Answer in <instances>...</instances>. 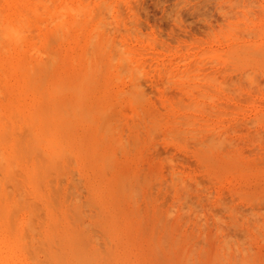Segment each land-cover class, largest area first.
Listing matches in <instances>:
<instances>
[{"label": "rangeland", "instance_id": "rangeland-1", "mask_svg": "<svg viewBox=\"0 0 264 264\" xmlns=\"http://www.w3.org/2000/svg\"><path fill=\"white\" fill-rule=\"evenodd\" d=\"M108 2L112 4L111 5L112 10L108 9L110 11L109 12L110 14H108L109 17L106 18L108 16L106 14L105 15L106 17L104 16L106 20L105 19L104 20L105 21H107L108 19L113 20L115 24L117 23V27L115 28V25H113L114 24L113 21L108 20L109 21L108 24L111 22L110 27L112 26L111 28L110 27L109 28L110 29L113 28L116 31L117 28L119 29L117 31L118 33H114L115 31H112L113 33L112 32L110 33L112 40H115L114 38H116V40L120 44L117 45L118 47L124 46V49L122 50L129 51L131 53L133 52L132 54H130L131 55L130 58L132 61L131 63L133 62L134 63L132 65L131 64L127 65V66H131L132 68L131 69L132 71L129 70L130 77L128 73L126 74L127 78L124 76L126 72H124V75L123 73H121L120 74L121 81H118L117 84L119 85V87H122L125 90L129 88L130 84L135 82L133 81L134 79L133 80L131 79L133 78L131 76L134 74V72L136 73V71L138 70L137 68H139L140 70V66H141L142 69L140 70V72L142 73V75L140 74V76H138V78L139 77L141 78L139 79L140 81L139 80L136 81L137 85H141V86L143 85L142 88L143 90L145 89L146 91L147 96L145 97L149 101L150 106L156 108L154 109L150 107L153 114H155L154 115L155 118L153 116L152 117L156 120H154L152 117L149 118V116H147L146 114H145L146 118L145 116H139L141 118L143 117L141 122L143 127H140L138 124L140 122H138L137 120L139 117L133 105H131L129 102H127V104L122 102L121 103L122 105L118 104L115 107V113L116 115L118 114L117 123H121V125L119 126L120 129L119 131L120 134L122 135V138L127 140V144L128 142L133 143L131 138L132 136L135 135L138 138V139L136 138L137 141L141 143V144H137L136 146H135L136 143H134V146H131L130 144L129 145L130 148L133 147V149H131L132 151L129 152V154L126 156L123 154H118V156L119 159L121 160L120 162L124 164L123 165L124 170L127 171L129 170L128 172H133L136 175L139 174V172L140 173L143 172L141 174L145 175L144 173H146L145 171H147V174L145 175L147 177L146 180H148L147 183H149L151 186L148 187L149 184L146 186L145 184L146 180L143 177H141L140 179L141 181L144 179L145 182L142 181L144 182L143 184L142 182H139L140 179H137L139 175L136 177H128V179L124 178V180L127 181V186L130 187L131 185V188L129 190H126L127 188V187L125 188L126 184L122 188L123 184L126 183V181L122 180L123 178H118V179L81 178L82 181H79L80 179L78 178L77 179L74 178L76 183H78L77 180L79 181L78 184L79 187L80 188L82 187L81 190L80 188L77 189L75 186L76 183L73 182L74 179H71L72 182L70 183L72 186H74L73 189L75 193L78 192L77 196H75L77 197L76 199L75 197H73L75 193L72 194L73 196L71 195V193L68 194V192L73 193V190L68 191L69 188L71 187H68L67 185V182L71 180H60L62 181V182L59 181L61 185H60V189L59 187L58 189L60 191L56 188V186L59 185V184L57 185L58 182H51L53 187L49 186L50 183L48 185L42 184L41 186H39L41 189L39 195L34 194L32 191H30V187L32 185L21 182L23 189L28 194L27 196L26 194L23 193L24 190L20 189L22 187L18 188L19 187L18 185H20L18 182H17L18 185L16 184L18 186L16 190H15V183H12L13 186L10 185L12 189L10 188L9 184L4 186L3 185L4 183H0V188H4L3 192L0 191V198L2 196V199H0V207H1L0 229L2 230L5 229L6 231H8V233L9 232L12 233L13 235L11 234L10 236L9 234L8 236L9 238H14V239H18L20 235L24 233L25 230V234H23V237L21 236L22 239L19 238L18 240H20L19 243H21V246L23 245L21 240H24L23 242H25L26 239L27 242H29V240L32 241L31 243L30 242L29 243L32 245L31 247L33 248V250L36 249L34 252L31 250V248H29L30 247L29 243H28L29 245L28 250L24 245L23 246L26 249V250L24 249L25 255L26 253H29V251H31V253L28 254L30 255L31 258L27 255L26 258L29 257L31 260L34 259L36 262L31 261L29 259L30 260L29 262L32 263L34 262L33 264H43V263L44 264L45 263L74 264V259L76 261L75 264H85L82 263L83 260L85 261L90 260L87 257L89 254L88 246L89 244L92 243L90 239L94 235V233L92 232H94L96 229H101V227L105 228L107 226H112V225L117 226L119 228L124 227L127 230L128 235L125 241L128 246L127 249L129 250V256L136 257L135 264H264V115H263L264 114V0H108ZM115 6L118 7L116 8ZM119 8L121 9L120 14L123 12L124 16L123 14L120 15L119 12H117V14H119V16H117L115 11H117ZM121 16L123 17L121 18ZM118 18H120V21L117 20ZM121 21H124V24ZM119 23L120 25L118 26ZM121 24H123L124 26ZM106 26L107 25H105V27ZM121 26L124 28H122ZM128 26H132V27L128 28ZM125 27L128 28L127 30L131 34L130 33L127 34V30ZM109 28L106 27V30H108ZM133 28H136V30L138 31L136 32L135 29L133 30ZM121 29L123 31L125 29L124 32L125 34ZM114 34L115 35L117 34V36L119 37H116ZM125 43L129 45H126ZM250 44H252V47H250L251 46ZM130 47L131 49H129ZM245 50L246 51L254 50L253 51L254 54L251 55L252 56L251 61L247 59V57H245V62L242 63L244 65H240L239 63H237V61L234 62L235 59L232 58L230 55L229 58L227 57L229 51L241 52V54L245 53L246 56H248V52H246ZM135 53L138 55H135ZM230 57L234 61H232ZM136 58H138V60H136ZM194 62L196 63L194 64L195 67H197L200 64L199 65L200 68H198L199 67L198 66L197 69H195L196 71L199 69L198 70L199 72L197 71V73L191 71L193 68H195L194 66L190 67L191 70L190 69L188 70V67L192 66L189 64H193ZM141 63L143 65H141ZM134 65L137 68H135ZM133 67L137 70H135ZM128 68L130 69V67ZM126 69L127 67H125V70ZM178 69L182 72V76L181 73L178 72L179 71ZM185 71L188 72L184 73ZM131 72H133L132 75ZM176 72H178V74ZM138 74L134 75L135 80L137 79L136 75ZM163 74H165V76ZM176 74L177 77L181 76L182 79L177 77L175 78L174 75L176 76ZM197 74H199L200 76ZM183 75L190 76L186 78L188 81L185 78H183L184 77ZM208 75H210V77L208 78L205 77V78L211 80L210 78L211 76H213L212 78H215V80L212 79V81L214 82L208 81L203 78V76H208ZM192 76L195 78L198 77V79L199 78L201 79L202 77V79L201 80H197V78L192 79L191 78ZM124 77L126 79H124ZM173 80L175 82L172 84ZM179 81L182 82L180 86L179 84H177L180 83ZM188 82L191 84L194 83L196 85L195 86L192 84L193 87L194 86L197 88L199 87L198 89H195L194 87L195 90L193 93H195L196 90L199 91L200 89L201 90L207 89V90L205 91L202 90L200 91V94L195 93L194 95L190 90L192 88H189L191 84L189 86L185 84ZM206 82L208 83V87L206 85L207 84ZM215 82H217L218 85L217 84L215 85ZM197 84L200 86H197ZM202 84H204L203 86L206 88L204 87L202 88L201 87ZM212 84L215 86H212ZM209 85L212 87H209ZM141 86H139V88ZM182 88H184L185 92H187V90L188 91L190 90V93L187 94L184 93ZM203 91H204L203 94L205 95L207 94L206 96L209 95L208 98L205 95H203V97L205 96L208 100L209 99L211 100L208 101L205 97L204 99L197 97L198 95L200 97ZM153 96L155 98H153ZM175 96L176 98H178V100L174 98ZM182 97H184V99ZM170 98L174 102H172ZM181 99H183V102L185 104L188 101L194 100L193 102L195 103L198 99L199 101L200 100L202 101L203 99L202 102H199L200 105L207 103L202 107L205 106V109L207 110L210 109L209 112L215 110L216 115L215 114L211 115L212 112L209 113L206 112V110L203 111L200 105L199 107H195L198 110L195 109L196 111L193 110L194 111L193 112L191 109L194 108L191 106L194 104L193 102H192L193 104H191V102H188L189 105L191 104L190 106L186 104L188 107V108L186 107V109H189L188 111L184 109L180 110L179 108H183L181 106V104H183ZM177 101H180L179 103L182 102L181 104H178V107L179 105L181 106L179 108L177 107L179 110L178 109L176 110L175 108L176 106H174L177 104ZM155 103L156 104L159 103V104L155 105ZM209 105H211V107ZM158 106L161 107V109H159ZM118 108L119 111H117ZM164 108H168V110ZM122 109L124 110L127 109L128 111H122ZM175 111H178L177 113L181 115L185 113V115H183V118L185 116H188V113H190L189 114L190 117L191 115L196 116V117L194 116L191 117L195 119H191L190 117L189 118L194 122H198V124L196 123L195 125H192L191 123L194 122L192 121L187 122L186 118L185 121L187 123L183 122L184 120H182L183 118L181 119V116L180 118H177L179 116ZM129 112L130 114H128ZM134 113H136L135 116H137V119L136 118L134 119L133 117ZM173 113L177 115L176 120L180 121V123L177 121L176 123L178 124H174L173 122L171 123V119L174 116H176L175 114L173 115ZM206 113H208V115ZM160 114L163 115L162 116L163 119L162 117H160ZM171 114L173 115V117L172 118L170 116L168 117V115ZM165 115L166 117H164ZM199 115L201 116L203 121H199L201 119L199 118ZM158 116L161 118L162 121L161 120L157 121V119L159 120ZM216 116H218L217 117L218 119L216 118ZM122 117L124 119H122ZM127 117H130L131 122H129V119ZM131 117H133L134 120ZM168 118L169 119L171 118L170 119L171 127L172 126L175 127V130L173 129L172 132L176 131V133L171 132L172 135L174 134L179 135L178 133L180 132L178 131H180L179 129L182 128L183 129L186 128L185 129L186 132H188L187 130L188 128L189 129L191 128L193 130L194 129L200 130V128L202 129L203 126L202 123L203 122L206 123L207 120L213 124L212 127L215 126L214 128L218 126L223 127L220 128L219 130L217 129V131L225 132L226 134L224 133V136H217V134L221 135V133L216 132V130L215 131L212 130L211 123L208 122L206 123V125L208 127L209 124L210 125L209 127L211 128L212 131L211 130L206 131L207 128L206 129L203 128L202 130L205 129L206 132L205 131L202 132L200 130L201 131L200 133L198 130V132L196 133H199V137L196 136L197 135L196 133H195L196 135L194 134L196 130L193 131L194 135L193 134L188 135V133L184 132L185 136L187 137L193 136L194 138L196 136L197 138L193 140L189 137V141L191 142L189 143V141L185 137L183 139L184 142L181 143L180 138H178L180 141L178 142L177 140L176 141L173 140L171 138L172 136H169L170 132H168V129L170 130L171 127L169 128L168 126H170V123L165 122V120H168ZM209 118L212 120L210 121ZM145 119H147L146 123H145ZM127 120L129 123L127 122ZM217 120H219L220 122ZM148 121L154 124L156 122L155 126L157 127L156 128L157 130L160 128L159 130L160 132L156 131L157 135L154 136V134H151L154 133L152 131V127L153 128L155 127L153 126L152 123L149 124ZM181 121L183 123H186L187 126L190 123L192 127L191 126L186 127L185 124L184 126L180 125L182 123ZM133 122L134 123L137 122L136 124H138V127H140L139 129L141 130L140 132L141 135H138L139 129L137 127H134L136 126V124H133ZM216 123L218 126L216 125ZM130 124L134 126L130 127L129 126ZM199 124H201V126H198ZM149 125L150 126L152 125L150 129L151 130L150 135L148 134L149 133L148 127H150ZM161 128L163 132L161 131ZM226 128H228L229 130ZM183 129L181 131H183ZM164 131L165 134L162 135ZM213 131L216 132L215 133L216 135H214ZM226 131L229 132L227 133ZM142 132H144L143 135ZM210 132L211 133L213 132V136H211L212 138L216 136L215 139L223 138V141L226 138H228V142L229 141L231 143L233 142V144L229 143L232 145V148L228 146L229 145L228 142L225 144H223V141L221 142L223 146L226 145L228 147L225 146L224 150L223 149L220 150V148L223 147L222 146L219 148L217 152L214 153V157L218 161L215 162V165L211 167H209L210 162L208 161L205 162L200 159L199 150H198L199 144H197L198 141L200 143V141L211 139V137L209 138ZM180 134H182L183 136V132ZM200 134L203 135L200 136ZM128 136L130 137L128 138ZM150 136L151 138L152 137L153 138L151 139ZM175 136L173 138L178 137ZM182 136L181 138H183ZM205 136H207L208 138L205 139L206 138ZM170 138L173 140L172 143H170V141H172ZM165 139H167L168 141L166 142ZM185 140L188 141L190 145L189 147L188 145L186 147L185 143L187 141L185 142ZM194 141L197 142L195 143L196 145L192 144V142ZM143 142L145 144H143ZM151 143L153 146L150 145L152 148L151 147L149 148V144ZM146 148L148 151L145 150ZM142 151H144V154ZM145 152H147V154ZM141 154H143V156ZM229 154L230 156H234L236 160H233L228 165H225L223 159L225 158L226 155ZM153 155H154V159H153ZM162 161L166 162V164H163ZM169 162L170 164L172 163L171 166L169 165ZM137 163L139 164L137 165ZM172 165L174 167H172ZM200 165H203V167L201 168ZM168 167L173 169L174 172ZM174 169L179 173H177ZM136 170L137 171L139 170V172H137ZM152 170L155 171L153 172ZM155 172L158 175H156ZM171 173H174L175 175ZM149 174H151L152 179L150 178ZM172 175L174 176V178ZM160 177H162L161 178L162 180L164 179L162 181L163 185L161 184L162 185L161 186L159 184L157 186L158 183H161ZM189 177L190 179L192 177L193 181L192 180L190 181ZM168 178L169 179L173 178L174 180L176 179L175 181H172L174 182L173 185L171 184L172 182ZM186 178H187V185L188 183L189 185L194 184L191 185V187L194 186L193 188L195 190L191 188L194 191L189 190L190 187L188 189V187H186V184H184L185 186L183 185L182 182H185ZM197 178H199L200 180ZM150 179L152 181H150ZM196 179L198 181H196ZM135 181L139 182L138 185L140 188L137 186L136 187L137 189H139L138 192H140L139 194H141L140 197L138 196V193L136 194L137 190L136 189L133 190L132 188V186L133 187L135 186L136 183ZM207 181L210 182L208 183ZM151 182L154 185H152ZM199 183H201L202 185H200ZM180 184L183 185L182 187L187 188L185 190L186 191L188 190L187 191L188 193L184 189L181 192ZM175 185L178 186V188L177 190L174 191L173 188L176 189ZM7 186L12 190L10 196H7L6 190L10 191V189H8ZM198 187H200L201 189H199ZM50 188L53 189L55 188L57 190V193H55L53 189L51 191ZM121 188L122 190L125 188V190L128 191L127 193L130 192L131 194L130 195L126 194L124 190L122 192ZM148 188L150 191L148 190ZM167 188L170 189L168 190ZM197 188L199 189L198 191L200 190L201 191L197 192L196 191ZM178 189H180L181 193H179ZM53 191L54 193H52ZM183 191H185L186 193L185 192L183 193ZM233 191H237V192L240 191L241 194L238 193L239 198L236 195L237 192H234L235 195H231ZM66 192L68 196L65 194ZM146 192L148 195H146ZM22 193L25 195L26 198L31 197L30 199H32V201L28 200L30 201V203L31 202L33 203V201H35L34 204L36 205L40 204V206H38V208L39 207L40 208L38 209L37 212H35L37 210L35 209L37 206L35 205V207H33L32 203L30 204L29 202H27V206L30 211H28V208L25 209L26 206L24 207V205L23 207H21L23 200L20 201L21 204H18V201L15 199H19V200L21 198L24 199V197H22L23 196ZM54 194H56L57 197ZM78 194L80 196H78ZM244 194H245V198L243 197ZM64 195L67 196V199L65 198ZM135 195L138 196L139 198L137 199ZM145 195L148 197L144 198ZM16 196H18V198ZM50 196H52V198ZM181 196L182 198H180ZM71 197L74 202L71 200ZM64 198L66 199V201H64ZM133 198L135 201L132 202ZM154 200L156 202H154ZM78 201L80 202V204ZM86 201H88L87 204L85 203ZM11 202L12 205L15 204L14 206H19L21 207V209L19 207H16L17 212L12 211L11 214L10 211L14 209L12 208ZM69 202H71V204ZM28 203L31 205V208H34L35 210L34 209L32 210ZM222 203L226 204V206L223 207L224 204ZM49 205H51L53 208ZM74 206L75 207L77 206L78 208L77 207L75 208ZM227 206L233 208L234 210L232 209L233 210L232 211L231 208ZM72 208L73 210H71ZM79 209L80 210L82 209V211L80 212ZM227 209L230 210L231 212L228 211ZM40 210L42 211L40 212ZM156 210L158 211L156 212ZM74 211H76L77 213ZM238 211L240 212L241 215L237 214ZM86 212L87 214H85ZM9 213L11 214L9 215V217L12 216V219L10 218L12 220V223L9 222L10 219L8 220ZM27 213L30 216L29 221L27 219L25 220L26 217H29L27 216ZM30 213L32 214L30 215ZM33 213H34L33 216L34 218L32 217ZM67 214H69L68 216L70 217H68ZM233 214L235 215L233 216ZM229 215L232 218L230 219L231 221L229 220L230 218ZM251 215H254L252 216L253 218L250 217ZM255 215L259 217L258 218L256 216L257 220ZM232 216L235 218L237 222L239 221L240 224L237 222L235 223V220L233 219ZM241 216L244 219L241 218ZM214 217L215 218L219 217V219L218 218L217 219L221 223L218 222V220L216 221ZM166 218L169 219L170 221L167 220ZM246 218L249 221V223H247L248 221L246 220ZM17 221L20 223L18 224ZM168 221L169 223H167ZM256 221L259 223L256 224ZM24 222L28 225L26 226ZM64 222L71 223V225L72 223L73 225L75 224L73 228L76 227L77 229L75 228L76 229L75 231L74 229L71 230L70 229L71 225L69 224L64 225L65 224ZM9 223L10 224L14 223V224L11 227ZM54 223L57 224L56 225L57 227L53 226L55 225ZM233 223L237 225H234ZM31 224H34V226H36L37 228L32 227L33 225ZM62 224L63 226H67L65 230L67 228L70 230L68 231L66 230V232L64 231L65 232L64 233L63 232L64 229L62 230V228L64 227H61ZM247 224H251V225L248 226ZM254 225H257L255 226L257 229L254 228ZM29 226L31 228L30 230H29ZM87 226L89 228H87ZM216 226L218 227L222 226V227L221 229L220 227L217 229ZM251 226L255 230L254 229L252 230ZM260 226L262 227L260 228ZM58 227L61 228L59 229ZM174 227L177 228L175 229ZM50 229H53V231L60 230V232L57 231L59 232V234L61 233L62 230V233L57 236L53 231L49 233L50 235L45 233V231L48 232L47 230ZM31 230L34 234L31 232ZM43 232L49 236L50 240L53 239L51 243L47 241V244L45 245L43 244L47 240V237L43 238L44 236H47ZM80 233L82 236L79 235ZM86 233H89L91 237L89 236V234ZM27 234L28 235L30 234L32 237L34 235V238L31 237L30 239V235L28 236ZM51 234L53 235V237L51 236ZM40 237L45 240L41 241L42 239ZM77 237H79V239ZM82 237L84 238L83 240ZM14 239H10V240H14ZM33 239H35L36 241H33ZM38 239L44 246L42 244H41L42 246L40 245ZM37 241L39 242V244ZM35 242L37 245H33L35 244ZM39 248H41V250L39 253H37L39 251ZM36 254H38L37 255L38 257L36 256ZM158 254L168 257L164 258L158 256ZM102 256L103 254H101L100 257ZM125 260H130V259L120 258L119 261H125Z\"/></svg>", "mask_w": 264, "mask_h": 264}, {"label": "bare ground", "instance_id": "bare-ground-1", "mask_svg": "<svg viewBox=\"0 0 264 264\" xmlns=\"http://www.w3.org/2000/svg\"><path fill=\"white\" fill-rule=\"evenodd\" d=\"M111 5L112 4H110L108 2V0H0V183H4L3 184L4 186L8 185V184L10 186V185H12V183H15V190H16V188L18 186H19L18 188L22 187L21 182L22 183H28V184L32 185L30 187V191H32L34 194L39 195L40 191H41L39 186H41L42 184L48 185L49 183L51 184V182H58L57 185L58 184L59 185L56 186V188L58 189V187H59V189H60V185H61L59 183L60 180H71L74 178L80 179L79 181H82L81 178H116V179L123 178L122 180H124V178L128 179V177H136L139 175L137 179H140L141 177H143L146 180L147 177L145 175L147 174V171H145L146 173H144L145 175H143V174H141L143 172L140 173L139 170L138 171L136 170L137 172H139V174L136 175L133 172H128L129 170L128 171L124 170L123 169L124 164L120 162L121 160L119 159V156H118V154H123L125 156L128 155L129 152L132 151L131 149H133V147L130 148V146H129L130 144H131V146H134V143H136L135 144V146H136L137 144H141V143L139 141H137L138 138L135 135L132 136V138H131L133 143L128 142V144H127V140L122 138V135L120 134V131H119L120 130L119 126L121 125V123H117V119H118L117 115L118 114L116 115V113H115V107L118 104H121L122 102H124L126 104H127V102H129L136 109L138 117L139 116H145V114H146L150 118L152 116L154 117L155 114H153V112L151 111L150 107H152V106H150L149 101L145 97L147 95H146L145 89L143 90V88H142L143 85L142 86L137 85V82H136L141 78V77L138 78V76H140V74L142 75V73L140 72V70L142 69L141 66H140V70H139V68H137L134 65V67L137 68L140 73L134 67L133 68L135 70H137L136 73L134 72V74L132 75L133 72H131V75H132L131 77H133L131 79L132 80L134 79L133 81H135L136 84H135V82L130 84L129 88H127L126 90L122 87H119V85L117 84L118 81H121V78H120L121 73H123V75H124V72H126L124 76L127 78L126 74L127 73L129 74V70L132 69L131 66H127V65H129V64L132 65L134 62L131 63L132 61L130 58V56H131L130 54H132L133 52L131 53L129 51L122 50V49H124V46L118 47L117 45L119 44V42L116 40V38H114L115 40H112L110 33L112 31H115L114 33H118L117 31L119 29L117 28V31L114 30L113 28L110 29L112 26L110 27L111 22L108 24V22H109L108 20H111V19H108L107 21H105L106 18L109 17L108 14H110L109 10L111 9ZM115 7L117 8L118 6H115ZM118 10L115 11L116 14H117V12H119V14H120L121 9L119 11ZM105 11H106V13H105ZM106 14L108 15L107 17L105 16ZM119 14H117V16H119ZM121 14H123V12ZM104 16L106 18H104ZM123 16H124V14H123ZM123 16H121V18ZM117 20L120 21V18H118ZM121 20H124V19H121ZM111 21H113V20H111ZM126 21H127V19H126ZM121 22L124 24V21H121ZM123 24H121V25H123ZM105 25H107L106 27H108V28L110 27V28L108 30H106ZM113 25H115V28L117 27V23L115 24V22H114ZM119 25H120V23L118 24V26ZM129 27L131 28L132 26H128V28ZM122 28H124V27H122ZM128 28H126V30ZM134 29L136 32L138 31V30H136V28H133V30ZM133 30H132V33H133ZM124 32H125V29H124L123 33ZM128 33H130V32L127 30V34ZM138 33H140V32H138ZM115 36L119 37V36H117V34ZM131 37H132V35H131ZM125 44L129 45L127 43H125ZM250 45L249 46L252 47V44H250ZM125 48H127V47H125ZM129 49H131V47ZM137 51H139V50H137ZM253 51L252 50L246 51V52H248V56H246V54L244 52H243L244 54H241V52L229 51L232 55L228 52V56L227 55L226 56L229 58V55H230L232 58L235 59V61H234L230 57L232 61H234V62L237 61V63H239L240 65H244L242 63L245 62V57H247V59H249L250 61L252 60L251 55L254 54ZM135 55H138V54L135 53ZM136 60H138V58H136ZM241 61H243V62H241ZM142 63H141V65H143ZM194 64H196V63L194 62L193 64H189L192 66H189L188 70L189 69L191 70L190 67H193V66L195 67ZM125 67H127L126 70H125ZM128 67H130V69ZM197 67L193 68L194 70L192 69L191 71H194L197 73V71L199 70V69L197 71L195 70V69H197ZM198 68H200V66ZM178 72H180L181 76H182V72L180 70ZM178 72H176V73L178 74ZM187 72L188 71H185L184 73H187ZM194 72H193V74H194ZM164 73H165V71H164ZM135 74H138V75H136V78H137L136 80L134 78ZM177 74H176V76L174 75L175 78L177 77ZM163 75L165 76V74H163ZM187 75H183L184 76L183 78L186 79V78L190 77ZM197 75H199V74H197ZM200 75H201V73H200ZM181 76H178L177 78L182 79ZM125 77H124V79H126ZM129 77H130V74H129ZM205 77L208 78V77H210V75L203 76L204 79H206ZM212 77L213 76H211V78H210L211 80H208V79H206V80L214 82V81H212V79L215 80V78H212ZM171 78H173V77H171ZM175 78H173V79H175ZM191 78L193 79L195 77L192 76ZM196 78H197V80L202 79V77H201V79L200 78L198 79V77H196ZM204 79H203V81H204ZM189 80H190V78H189ZM167 82H169V81H167ZM174 82L175 81L173 80L172 84ZM181 83L182 82L177 83V84H179V86H180ZM188 83H185V84L187 86H189L191 83H189V84ZM138 84H141V83H138ZM192 84L195 85L194 83H192ZM192 84L189 88L193 89V90L190 89L193 93L194 90L198 89L199 87L197 88V87H195L196 86L195 85L194 86L195 89H194ZM216 84L218 85L217 82H215V85ZM158 85H159V83H158ZM183 85H184V82H183ZM203 85L204 84H202V86H201L202 88L204 87ZM206 85L208 87V83ZM215 85L212 84V86H215ZM139 86H141V87L139 88ZM197 86H200V85L197 84ZM212 86L209 85V87H212ZM204 88H206V87H204ZM182 89L184 91V88H182ZM185 90H187V89H185ZM190 90L189 91L187 90V92L184 91V93H186V94L190 93ZM202 90L205 91L207 89H202ZM202 90L201 89L199 91L196 90L198 92L195 91V93L200 94V91H202ZM204 91L202 92V95H200V97H199V95L197 97L204 99V97L207 95V94L206 95L203 94ZM144 92H145V94H144ZM195 93H193V94L195 95ZM149 95H150V93H149ZM182 95H184V94H182ZM203 95H205V96L203 97ZM208 96H206V97L208 98ZM153 98H155V97L153 96ZM174 98H176V96ZM182 98L184 99V97H182ZM187 98H189V97H187ZM176 99L178 100V98H176ZM183 99H181L182 102H183ZM203 99H202V101H203ZM190 100H192V99H190ZM209 100H211V99H209ZM171 101H172V99H171ZM187 101H185V102H187ZM193 101H188V102H191V104H193L194 103ZM202 101L201 100L199 101V99H198L193 105L190 104L194 108H191V107H189V108H191L192 111L195 109L198 110L195 107H199V105H200L199 102H202ZM172 102H174V101H172ZM179 102L180 101H177V104L174 105V106H176L175 107L176 110L181 106L183 108H179L180 110L181 109H184L187 111L189 110V109H186L187 105L190 106L188 104V102L186 103L187 105L183 102L185 108H184L183 104H181L182 102L181 103H179ZM175 103H176V101H175ZM204 103H205V101H204ZM158 104L159 103H157V104L155 103V105H158ZM178 104H181V106L179 105V107H178ZM201 104H203V103H201ZM206 104H203V105H206ZM151 105H153V104H151ZM203 105H200L202 110L203 111L206 110V112H209L210 109H208V110L205 109V106L202 107ZM209 106L211 107V105H209ZM152 108H154V107H152ZM154 109H156V108H154ZM159 109H161V107H159ZM164 109L168 110V108H164ZM117 111H119V108L117 109ZM122 111H128V110L122 109ZM175 112L177 113L178 111H175ZM199 112H201V111H199ZM211 112H209V113H211V115L216 113L215 110L211 111ZM128 114H130V112ZM174 114L175 113H173V115ZM189 114L190 113H188V116H185L184 118H183V115H185V113L183 115L177 113V115L179 117H177V115L175 114L176 115V116H174L175 118L173 117L172 114L168 115V117L169 116L171 118L173 117L172 119L171 118L170 119H171V123L173 122L174 124H178V123H176V121H177L176 117L180 118V116H181V119L183 118L182 119V120H184L183 122H186L185 118H186L187 122L188 121L194 122L193 120H190V118L193 117L194 115H191V117H190ZM206 114L208 115V113H206ZM135 115H136V113H134L133 117H134V119L135 118L137 119V116H135ZM263 115H262V117H263ZM162 116L163 115L160 114V117H162ZM133 117H131V118L133 119ZM160 117H159V120L157 119V121L161 120ZM164 117H166V115ZM194 117H196V116H194ZM217 117L218 116H216V118ZM124 118H125V116H124ZM124 118L122 117V119H124ZM127 118L129 119V122H131L130 117H127ZM145 118H146V116H145ZM199 118H201L200 115H199ZM142 119H143V117L142 118L139 117L137 119L138 122H140V123H138L140 127H143V125L141 123ZM162 119H163V117H162ZM170 119L168 118L169 121L165 120V122L170 123ZM191 119H195V118H191ZM154 120H156V119H154ZM205 120H206V117H205ZM211 120L212 119H210V121ZM146 121H147V119H145V123H146ZM199 121H203V119L201 118ZM217 121H219V120H217ZM118 122H120V121H118ZM127 122H128V120H127ZM152 122H153V120H152ZM177 122L180 123V121H177ZM183 122L180 125L184 126V124H185L186 127L191 126V124L192 125H195L196 123L198 124V122H194L191 124L189 123L190 125L188 124V126H187V124H186L187 122L186 123H183ZM208 122L209 121L207 120L206 123H208ZM136 123L137 122H135V123L133 122V124H136ZM148 123L151 124L149 121H148ZM171 123H170V126H168L169 128L171 127ZM206 123H204V122L202 123V125H203L202 129L207 128L206 131L211 130V128L209 127L210 125L208 124V127H209L208 128ZM209 123H211V122H209ZM131 124L129 125L130 127L134 126ZM138 124H136V126H134V127H137L139 129L140 127H138ZM152 124L155 128H153L152 125L151 126L149 125L150 126V127H148L149 133L148 132L147 133L150 135V132H151L150 129L152 127V131L154 133H151V134H154V136H155V135H157L156 131L160 132L159 131L160 128L158 126L159 129L158 130L156 129L157 128L155 126L156 122H155V124L154 123H152ZM216 125H217V123H216ZM198 126H201V124H199ZM212 126H213V124L211 123V127ZM168 127H167V129H168ZM214 127H212V130H214V131L216 130V132H218V133L220 131H217V129L219 130L220 128H223L221 126H218L219 128L218 127L214 128ZM167 129H166V132H167ZM173 129L175 130V127H173V126L170 129L171 131L168 129V132H170V134H171V135L169 134V136H172L171 138L175 141L176 140L178 142L181 141V143L184 142L183 139L185 137L187 138L188 141H189V137L193 140L195 138L199 137V133H196V132H198L199 129L193 130L190 128L192 130L191 131L188 128L187 129L188 132H186V130H185L186 128L185 129L182 128L183 131H181L182 129H179L180 131H178V132H180V133L183 132V136L180 133H178L180 136L176 135V134L172 135V133H176V131L172 132ZM176 129H178V128H176ZM202 129L200 128V130L202 132L205 131V129L204 130H202ZM226 129H228V128H226ZM124 130H126V129H124ZM189 130H190V132H189ZM200 130H199V132L201 133ZM161 131H162V128H161ZM193 131H195L194 134L196 133L197 135L196 134L195 135L197 137L195 136L193 138V136L192 137L191 136H188V137L185 136V133H188V135L189 134L192 135ZM140 132H141V130L139 129L138 135H141ZM213 132L212 133L210 132L209 138L211 136H213ZM216 132H214V135H216L215 134ZM143 133L144 132H142V135H143ZM220 133H221V135L217 134V136H224L225 132H220ZM158 134H160V133H158ZM163 134H165V131H164V133H162V135ZM175 135L178 137H176ZM201 135H203V134H200V136ZM123 136H124V133H123ZM151 136H150V138H151ZM169 136H168V139H169ZM174 136L177 139L173 138ZM181 136L183 138H181ZM207 136H205L206 137L205 139L208 138ZM129 137L130 136H128V138ZM161 137H163V136H161ZM164 137H166V136H164ZM215 137H213L214 139L211 137V139H207L205 141L204 140L200 141V143L198 140H197L198 143L195 141L192 142V144H194V145H196L195 143L199 144V148H198L199 157L202 161L210 162L209 167L215 165V162L218 161L214 157V153L217 152L219 150V148L223 146L221 143L223 141V138L219 137L220 139H215ZM139 138H140V136H139ZM178 138H180V141ZM154 140H156V139H154ZM173 140L170 141V143H172ZM187 140H185V142ZM128 141H130V140H128ZM145 141H146V139H145ZM165 141L167 142L168 140L165 139ZM188 141L185 143L186 147H187V145H188V147L190 146L189 143H191V142L189 141V143H188ZM233 141H235V140H233ZM227 142H228V138H226L223 141V144H225ZM229 143H231V142L229 141L228 144ZM143 144H145V143L143 142ZM231 144H233V142ZM231 144H229L228 146L232 148ZM150 145H152V143L149 144V148L151 147ZM225 146L226 145H224L222 148H220V150L221 149L224 150ZM228 146H226V147H228ZM145 150H147V148ZM142 152L144 154V151H142ZM145 153L147 154V152H145ZM143 154H141V155L143 156ZM139 157H140V155H139ZM153 159H154V155H153ZM170 160H173V159H170ZM233 160H236V159L234 156H230V154L226 155L225 158L223 159L225 165H228ZM173 163H174V161H173ZM138 164L139 163H137V165ZM163 164H166V162H163ZM171 164L169 162L170 166H171ZM197 165H198V163H197ZM174 166H175V164H174ZM174 166L172 165V167H174ZM200 167L202 168L203 165H200ZM168 168L171 169L170 167H168ZM169 169H168V171H169ZM171 170L173 171V169H171ZM152 171L154 172L155 170H152ZM156 172H158V171H156ZM156 172H155V174H156ZM176 172L179 173L178 171H176ZM159 173H160V171H159ZM140 174H141V176H140ZM171 174H174V173H171ZM156 175H158V174H156ZM180 175H181V173H180ZM149 176L151 178V174H149ZM176 176H178V175H176ZM203 176H204V174H203ZM161 178L162 177H160V179ZM173 178H174V176H173ZM173 178H171V179H173ZM176 178H178V177H176ZM144 179L142 181L145 182ZM151 179H150V181H152ZM153 179H155V178H153ZM171 179H169L171 182L176 180V179L175 180L174 179L171 180ZM189 179H190V177H189ZM197 179H199V178H197ZM197 179H196V181H198ZM163 180L161 179V183L157 182L158 183L157 186L159 184L163 185V183H162ZM191 180H192V177H191L190 181ZM79 181L77 180L78 183H76L75 179L73 180V182L76 183V185L74 183L73 184L76 186L77 189L80 188L78 185ZM124 181H126V180H124ZM142 181L140 179L139 182H142ZM201 181H199V182H201ZM17 182L20 185H18ZM60 182H62V181H60ZM70 182H72V180L67 182V185H68V187H71L72 189L69 188L68 191L73 190V193L68 192V191L67 192H68V194L71 193V195H72L75 193V191L73 189L74 186H72ZM117 182H118V180H117ZM135 182L137 184L135 183V186L134 187L132 186V188H133V190L134 189L137 190V192L136 191L135 192H136V194L138 193V196L140 197L141 194H139L140 193V192H138L139 189H137V187H139V185H138L139 182L138 181H135ZM144 182H142V184ZM147 182H148V180H146V183H145L146 186L149 184ZM154 182H156V181H154ZM185 182H182V183H183V185L186 184V187H188V189L190 187L189 190L194 189L193 188L194 186L191 187V185H194V184L189 185V183H188L189 186L187 185V178H186ZM173 183L174 182H172L171 184L173 185ZM50 184H49V186L53 187L52 184L51 185ZM125 184H126V186H125ZM199 184L202 185L201 183H199ZM80 185H82V184H80ZM140 185H141V183H140ZM152 185H154V184L152 183ZM180 185L179 186H180L181 192L183 189L184 190L187 189L185 187H182L183 186L182 184H180ZM124 186H125V188L126 187L128 188V189L126 188V190H129L131 188V185H130V187L127 186V181H126V183L123 184L122 188ZM149 186H151V185L149 184L148 187ZM7 188L10 189L11 186H10V188L7 186ZM45 188H47V187H45ZM81 188H80V190H81ZM122 188H121L122 192L124 190L126 192V194H129V195L131 194L130 192L127 193L128 191H126L125 188L123 190H122ZM177 188H178V186H176V189L173 188V190L175 191V190H177ZM198 188L201 189L200 187H198ZM198 188L196 191L200 192L201 190L198 191L199 190ZM5 189H6V187H5ZM11 189H10V191L6 190L7 196H10V194L12 192ZM20 189H23V187ZM50 189L52 191L53 188H50ZM167 189L169 190L170 188H167ZM180 189H178L179 193H181ZM53 190L55 191V193H57V190L55 188ZM148 190H149V188H148ZM194 190H192V191H194ZM0 191L3 192L4 188H0ZM54 191L52 193H54ZM185 191H183V193ZM67 192L65 193L66 195H67ZM176 192H178V191H176ZM234 192H237V191H233V193ZM17 193H19V192H17ZM23 193L26 194V196L28 195L25 190ZM28 193H29V190H28ZM77 193L78 192H76L74 194V196L73 195L72 196L73 197L77 196ZM233 193L231 195H235V193L234 194ZM238 193H240V191L237 192V194H236L237 196H238ZM24 194L22 196V197H24V199L19 197V198H21L20 200L19 199H15V200L18 201V204H21L20 201L23 200L21 207H23V205H24V207L26 206L25 207V209H26V208H28L27 202L30 203V201H32V199H30L31 197L26 198ZM79 194H78V196H80ZM207 194H210V193H207ZM54 195L57 197L56 194H54ZM146 195H148L147 192H146ZM146 195L144 198L148 197ZM178 195H180V194H178ZM67 196H65L66 199H67ZM138 196H136L137 199L139 198ZM240 196H242V195H240ZM16 197L18 198V196H16ZM50 197L52 198V196H50ZM232 197H235V196H232ZM243 197L245 198V194ZM65 198H64V201H66ZM75 198L77 199V197H75ZM180 198H182V196ZM238 198H239V196H238ZM0 199H2V196ZM53 199H54V197H53ZM28 200H30V201H28ZM71 200H72V197H71ZM54 201H55V199H54ZM133 201H135L134 198H133L132 202ZM1 202H2V200H1ZM12 202H11V205H12ZM25 202H26V204H25ZM34 202L35 201H33V203L31 202L33 207H35V205H36V204H34ZM154 202H156V201L154 200ZM69 203L71 204V202H69ZM81 203H82V201H81ZM85 203L87 204L88 201H86ZM148 203H149V201H148ZM30 204H29V206L31 208ZM79 204H80V202H79ZM222 204H224V203H222ZM14 205H12V208H14V209L11 210L10 213L12 211L17 212L16 207H19V206H14ZM89 205H90V203H89ZM92 205H93V203H92ZM133 205H134V203H133ZM147 205H149V204H147ZM9 206H10V204H9ZM36 206L37 207L35 209H37V210L35 212H37L38 209L40 208V207L38 208V206H40V204L36 205ZM49 206H51V205H49ZM224 206H226V204H224L223 207ZM21 207H19V208L21 209ZM227 207H229V206H227ZM19 208H18V210H19ZM229 208H231V207H229ZM234 208H235V206H234ZM0 209H1V207H0ZM31 209L33 210L34 208H31ZM82 209H84V208H82ZM82 209L81 210L79 209L80 212L82 211ZM232 209L233 208H231V210ZM71 210H73V208ZM133 210H134V208H133ZM28 211H30L29 208H28ZM41 211L42 210H40V212ZM157 211L158 210H156V212ZM228 211H230V210H228ZM235 211H237V210H235ZM74 212H76V211H74ZM87 212L85 214H87ZM10 213L8 214V217H9V215L12 214V213L11 214ZM13 214H14V212H13ZM31 214L32 213H30V215ZM237 214L241 215L239 211ZM252 214H254V213H252ZM68 215L69 214H67V216ZM234 215L235 214H233V216ZM27 216H29L28 213H27ZM33 216H34V213H33L32 217ZM168 216H169V213H168ZM242 216H241V218H243ZM252 216H254V215H251L250 217H252ZM256 216L257 215H255V217ZM13 217H14V215H13ZM68 217H70V216H68ZM255 217H254V219H255ZM257 217H256V220H257ZM10 218L12 219V216H10L8 218V220ZM29 218H30V216L26 217L25 220L27 219L29 221ZM41 218H44V217H41ZM168 218H170V217H168ZM217 218L219 219V217H217ZM217 218H215L216 221L218 220ZM226 218H227V216H226ZM11 219L9 220V222L12 223ZM230 219H232L231 216H230L229 220ZM233 219L235 220L234 217H233ZM167 220H169V219H167ZM246 220H247V218H246ZM18 221H19V218H18ZM18 221H17V223L19 224L20 222H18ZM37 221H39V220H37ZM169 221L167 223H169ZM223 221H225V220H223ZM218 222H220V221L218 220ZM236 222L237 221L235 220V223ZM86 223H88V222H86ZM237 223H239V221ZM244 223H245V221H244ZM247 223H249V221ZM258 223L259 222L256 221V224H258ZM13 224L9 223V225H11V227L13 226ZM68 224L71 225V223H68V222H66L64 225H68ZM251 224H247V225L249 226ZM27 225L28 224H26V226ZM31 225H33L32 227H36V226H34V224H31ZM38 225H39V223H38ZM56 225L57 224H55L53 226L57 227ZM74 225L72 223L70 229L71 230L74 229V231H75L77 228L76 227H75L76 229L73 228ZM234 225H237V224H234ZM165 226H166V224H165ZM255 226H257V225H254V228H256ZM61 227H64V228H62V230L64 229L63 232L64 231L66 232V230L67 231L70 230L68 228L65 230V228L67 226H63V224L61 225ZM216 227L218 229L220 226L219 227L216 226ZM221 227H220V229H221ZM261 227L262 226H260V228ZM22 228H23V225H22ZM36 228H34V229H36ZM87 228H89V227L87 226ZM251 228H252V226H251ZM254 228H252V230ZM30 229L31 228L29 226V230ZM163 229H164V227H163ZM62 230H61V233H62ZM168 230H169V228H168ZM47 231L48 232L45 231V233L50 235L49 233H51L53 231V229H50ZM55 231L56 230H54L53 232L55 233L56 236L61 234V233L59 234L60 230H57V231H59V232L56 231L57 233ZM31 232H32V230H31ZM85 232H86V230H85ZM88 232H89V229H88ZM21 233H23V232H21ZM9 234L11 236L12 233H10V232L8 233V231H6L5 229L4 230L0 229V264H31L32 262H29L31 260L30 259L31 257H30V255H28L29 253H31V251H29V253H26V255L29 256L30 258L29 257L26 258L24 249L26 247V249L28 250V246H29L28 243L29 242L31 243L32 241L29 240V242H27V239H26V241L23 242L24 240H21L22 244L25 246L24 247L22 245L23 246L22 247L21 243H19L20 240H18L19 238H21V236L23 237V234H25V230H24V233L20 235V237L17 235L19 237L18 239L9 238V236H8ZM47 234H45V235H47ZM86 234H89V233H86ZM48 235L47 236L43 235L44 236L43 238L47 237V240L43 243L44 245L47 244V241H49L51 243L53 240L52 239L53 235L51 234L52 240L49 239ZM55 235H54V237H55ZM79 235H81V233ZM89 236H90V234H89ZM31 237L32 236L30 235V239H31ZM24 238H25V235H24ZM32 238H34V235ZM77 238L79 239V237H77ZM10 239H14V240H10ZM80 239H81V237H80ZM83 239L84 238L82 237V240ZM43 240H45V239H42L41 241H43ZM33 241H36V240L33 239ZM38 241H39V239H38ZM26 242H27V244H26ZM39 242H38V244H39ZM76 242H77V239H76ZM41 244L42 243L40 242V245ZM33 245H37L36 242ZM31 246L32 245L30 244L29 248H31V250L34 252L36 250L35 249L36 247L34 248L35 250H33V248ZM21 247H22V250H21ZM41 248H39V251L38 252L36 251V252L39 253ZM37 249H38V247H37ZM80 249H83V248H80ZM37 255L38 254H36V256ZM45 255H46V253H45ZM24 256L26 259L24 258ZM46 257H47V255H46ZM81 257H82V255H81ZM31 261H35V260L33 259ZM48 264H51V263H48Z\"/></svg>", "mask_w": 264, "mask_h": 264}, {"label": "crops", "instance_id": "crops-1", "mask_svg": "<svg viewBox=\"0 0 264 264\" xmlns=\"http://www.w3.org/2000/svg\"><path fill=\"white\" fill-rule=\"evenodd\" d=\"M93 233L94 235L92 237L90 236L91 237L90 240L92 243L89 244L88 246L89 254L87 258L90 260L88 261L83 260L82 263H85V264H126V263L135 264L136 257L129 256V250L127 249L128 246L125 241L128 234H127V230L124 227L119 228L113 225L107 226L105 228L101 227V229H96ZM101 254H103L102 257H100ZM158 256H161L164 258L168 257V256L159 255V254ZM120 258L130 259V260L119 261ZM75 263L76 261L74 259V264Z\"/></svg>", "mask_w": 264, "mask_h": 264}]
</instances>
